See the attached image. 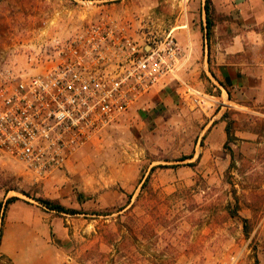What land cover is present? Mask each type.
I'll return each instance as SVG.
<instances>
[{
	"label": "rangeland",
	"instance_id": "obj_1",
	"mask_svg": "<svg viewBox=\"0 0 264 264\" xmlns=\"http://www.w3.org/2000/svg\"><path fill=\"white\" fill-rule=\"evenodd\" d=\"M189 5L0 0V73L42 71L36 58L53 38L65 41L101 17L135 26L153 17L176 33L189 22ZM182 74L43 179L0 155V264L36 257L54 264H228L231 255L264 264V109L222 104L219 91L206 86L198 90L203 103H195ZM221 120L226 140L209 150L219 144L208 134ZM12 197L18 199L9 203ZM39 198L77 213L49 209ZM17 243L34 255L14 253Z\"/></svg>",
	"mask_w": 264,
	"mask_h": 264
},
{
	"label": "built area",
	"instance_id": "obj_2",
	"mask_svg": "<svg viewBox=\"0 0 264 264\" xmlns=\"http://www.w3.org/2000/svg\"><path fill=\"white\" fill-rule=\"evenodd\" d=\"M184 50L157 19L138 26L101 17L36 58L40 72L0 73V155L43 179L126 112L179 79ZM185 93L203 103L192 86ZM196 96V97H195ZM228 264H248L231 255Z\"/></svg>",
	"mask_w": 264,
	"mask_h": 264
},
{
	"label": "crops",
	"instance_id": "obj_3",
	"mask_svg": "<svg viewBox=\"0 0 264 264\" xmlns=\"http://www.w3.org/2000/svg\"><path fill=\"white\" fill-rule=\"evenodd\" d=\"M205 4L206 0H190L189 22L175 28L184 50L180 72L183 71L182 75H186L189 85L196 90L204 86L218 90L222 104L230 102L243 109H264V0H210L209 25ZM229 90L236 96L234 101ZM225 125L221 120L209 132V138L219 137V144L210 143L209 150L219 149L226 140ZM19 223L17 229L22 231V218ZM19 250L29 256L35 253L34 249L30 253L17 243L14 253ZM32 262L29 259L16 264H54L43 257Z\"/></svg>",
	"mask_w": 264,
	"mask_h": 264
},
{
	"label": "trees",
	"instance_id": "obj_4",
	"mask_svg": "<svg viewBox=\"0 0 264 264\" xmlns=\"http://www.w3.org/2000/svg\"><path fill=\"white\" fill-rule=\"evenodd\" d=\"M210 2V0H206V4H205V11H206V14H208V3ZM207 25H209V19H208V16H207ZM209 27V26H208ZM147 180L146 179L143 183H142V188L146 187L147 185ZM131 197V196H130ZM18 197H12L10 200H9V203L14 201V200H17ZM37 201H39L41 204L45 205L47 208L49 209H53V210H57V211H60V212H65V213H70V214H75L77 213L76 210L74 209H67L66 207L60 205V204H55L53 203L52 201L48 200V199H37ZM3 208V203L0 202V210ZM126 208V207H125ZM123 208V209H125Z\"/></svg>",
	"mask_w": 264,
	"mask_h": 264
}]
</instances>
